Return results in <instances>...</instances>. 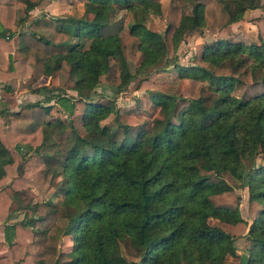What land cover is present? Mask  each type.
Returning <instances> with one entry per match:
<instances>
[{
    "label": "trees",
    "instance_id": "obj_1",
    "mask_svg": "<svg viewBox=\"0 0 264 264\" xmlns=\"http://www.w3.org/2000/svg\"><path fill=\"white\" fill-rule=\"evenodd\" d=\"M12 1L0 0V83L10 90L11 78L26 77L30 86L65 62L75 94L36 87L46 94L12 111L7 129L0 108L7 244L0 264H225L238 255L243 235L250 246L240 264H264V164L257 163L264 157V15L251 20L257 43L238 32L206 41V64H180L176 55L188 33L221 31L261 0H232L234 10L223 0H189L191 13L187 0H168L163 9L161 0H72L82 14L51 16L59 28L48 35L20 29L41 0H22L23 15ZM120 7L124 16L115 15ZM150 13L158 17L146 23ZM15 33L19 56L8 54L7 65ZM168 65L202 83L198 98L157 90L148 76ZM134 80L135 89H146L135 97L136 109H159L138 127L119 119L106 92L124 91ZM52 100L62 118L46 119ZM109 114L112 123L101 124ZM49 185L58 201L12 221L26 189ZM67 235L71 248L59 249Z\"/></svg>",
    "mask_w": 264,
    "mask_h": 264
},
{
    "label": "rangeland",
    "instance_id": "obj_2",
    "mask_svg": "<svg viewBox=\"0 0 264 264\" xmlns=\"http://www.w3.org/2000/svg\"><path fill=\"white\" fill-rule=\"evenodd\" d=\"M44 1V0H43ZM225 1L228 6L232 10L235 9V3L232 0H223ZM162 9L165 8L167 5L168 0H161ZM262 4H257V9L251 10L248 9L244 17L241 19L229 24L228 27L224 28L223 30H219L218 32L211 33L206 29H202L198 33H188L186 38L180 43L179 48L176 50L177 61L180 64H206L204 61L200 59V53L202 48L204 47V43L209 40L213 39H229L234 38L235 33H242L250 39L252 42H259L258 38V31L254 24L251 23L253 18H258L260 15H264V0H261ZM186 10L191 13L192 3L187 0L185 2ZM75 13V14H82L83 12V5L81 3H74L72 0H48L47 4L44 8L42 6L39 12L36 14L35 18L39 19V22L36 23L32 22V19H29V14L26 17V21L29 19L30 23L26 24L25 22L22 24V30H35L41 34L48 35L52 31L59 28V24L51 17V16H61L64 13ZM126 10L125 8H118L116 11V16H124ZM21 15L23 13H19ZM115 16V17H116ZM158 15L150 13L147 17L145 22L148 23L149 21H155ZM28 18V19H27ZM14 35V34H13ZM12 35V36H13ZM18 39V35L16 37ZM18 42V41H17ZM15 57L19 56L18 51L14 53ZM148 79L153 82H158L159 87L157 90L163 93H175L177 95H181L184 97L189 98H198L199 94H201V87L202 83L199 81H192L189 78H182L179 76L176 68L172 65H168V68L164 72H153L148 76ZM25 78H17L13 81L11 87V94L16 98L22 96V102L11 100L8 96L5 98L4 102L0 103V108L6 107L7 110L3 114L2 119V128L7 129L9 121L11 119L10 113L14 110H10V106H14V108L18 109L20 106L25 104L28 101H36L42 99V97L46 94L44 90L36 91V87L44 86L46 88H59L62 89L67 94H75V91L71 89L72 79L69 75V67L68 65L63 62L62 67L54 71L51 75H41L40 78L35 81L32 85L28 86L25 84ZM10 85V84H9ZM136 80H134L126 90L121 91L119 93H114V91L110 88L106 90L107 96L110 98H115L116 106L119 110V119L129 123L132 126H140L149 124L151 119L158 115V108L157 107H150L148 110L138 111L135 106L136 96L141 95L142 93L146 92V89H135ZM4 88V87H3ZM14 93H13V92ZM16 95V96H15ZM51 109L48 112L46 119L53 120L56 117H63L62 107L52 100ZM12 106V107H13ZM113 114H109L105 119L101 120V124L110 125L112 123ZM23 156H29L32 154L31 151L22 150ZM258 164H264V157L259 158L257 160ZM20 186H23L22 181L20 182ZM27 193L24 194L20 201L17 202V206L14 204L13 207H17L14 213H12L11 219L12 221L21 219L23 213H31L33 211L34 205L36 210L33 212L42 214L48 210V206L46 204L47 200L53 198V201H58L56 198L53 197L54 187L49 185L44 190H29L26 189ZM242 195V203H241V211L242 215H246V203L248 199V191L246 189L240 190ZM55 196V193H54ZM59 199V198H58ZM27 205V206H26ZM30 205V206H29ZM57 222L65 225L66 220L64 217H60L57 219ZM0 226V231H1ZM236 248L238 251V255L228 256L225 264H240V254L245 250V248L250 246V240L247 236L243 235L242 237L238 238L235 242ZM72 245L71 235L63 236L61 243L59 244V249L67 250L70 249ZM123 255H125L128 259L134 258L131 256L128 248L121 249Z\"/></svg>",
    "mask_w": 264,
    "mask_h": 264
},
{
    "label": "crops",
    "instance_id": "obj_3",
    "mask_svg": "<svg viewBox=\"0 0 264 264\" xmlns=\"http://www.w3.org/2000/svg\"><path fill=\"white\" fill-rule=\"evenodd\" d=\"M47 1L48 0H41L36 6H34V8H32L29 12H28V14H29V19H32V20H34V19H37L38 20V22H39V19L38 18H35L37 15V13L39 12V10H40V8L42 7V6H44V8H45V6H46V4H47ZM13 2V6H14V10L16 11V13H23V11H24V8H25V3L22 1V0H13L12 1ZM27 18V19H28ZM27 20V22H25L26 24H28V23H30V20ZM23 28V26L21 25L20 26V29H22ZM17 33H15L13 36H12V39H13V42H14V45H15V49L13 50V51H11V52H5V55H6V58H7V65H8V54L11 56V58L12 59H14V58H16L15 57V55H14V53H15V51L17 52L18 50H17V45H18V39L16 38L17 37ZM7 67V66H6ZM15 79H17L16 77H13V78H11L10 79V81L8 82V84H10V86L12 87V84H13V81L15 80ZM4 85L5 84H2V83H0V103L2 104L3 102H4V100H5V98H7L8 96L10 97V99L12 100H15V97L13 96V95H10L11 94V88H10V90H7V89H5V87H4ZM4 87V88H3ZM13 92V91H12ZM14 93V92H13ZM16 96V95H15ZM22 96L21 97H17L16 98V100L15 101H18V103L19 102H22ZM13 106V105H12ZM12 106H10L11 108H10V110H16V108H14V106L12 107ZM4 109H6L7 110V108L6 107H3ZM3 119V118H2ZM0 226H1V231H0V256H2V255H4V254H6V250H7V244H6V242H5V240H4V233H3V221H1L0 220Z\"/></svg>",
    "mask_w": 264,
    "mask_h": 264
}]
</instances>
